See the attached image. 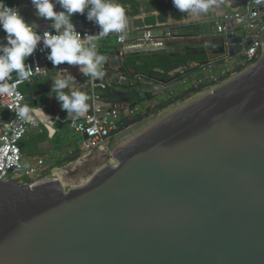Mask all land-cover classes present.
<instances>
[{
    "label": "water",
    "instance_id": "water-1",
    "mask_svg": "<svg viewBox=\"0 0 264 264\" xmlns=\"http://www.w3.org/2000/svg\"><path fill=\"white\" fill-rule=\"evenodd\" d=\"M246 13L257 14L238 30L247 35L152 39L120 56L232 62L264 45V1ZM115 160L69 190L57 179L0 180V264H264V53Z\"/></svg>",
    "mask_w": 264,
    "mask_h": 264
},
{
    "label": "built area",
    "instance_id": "built-area-1",
    "mask_svg": "<svg viewBox=\"0 0 264 264\" xmlns=\"http://www.w3.org/2000/svg\"><path fill=\"white\" fill-rule=\"evenodd\" d=\"M7 1L8 0H4L7 6L14 7L8 4ZM250 17L255 18L257 14L226 13L221 21L217 23L218 33H238V30L244 27ZM133 24L132 21H128L125 30V39L123 40L119 39L121 34L118 33H110L105 37H100L97 41L98 51L101 53L100 42L108 39H115L121 51L125 45L130 43L161 39V37L156 38L153 35V30L140 33ZM250 29L255 30L256 28L250 25ZM47 31L55 34L54 30ZM77 31L81 34V38L83 39L85 34L98 36L100 28L98 25L89 23L85 19V25L82 29ZM44 32L38 31V34L42 35ZM258 34H256V36ZM49 52L50 49L41 41L38 43L36 51L31 57L26 59L25 63L33 67L38 64L41 69H47L50 62L47 59ZM263 53V43L256 41L232 62L229 60L223 61H226L225 65L227 67L230 66V64L238 63L239 66L242 65L246 69L248 66H254V63L261 59ZM220 62L221 61L212 63L208 65V67L217 68ZM106 64L107 60L102 66L105 76L101 80L89 83L88 89L85 91L89 96L88 103L90 108L88 113L85 117L76 119L75 121L68 117H62L59 114H51L42 108H34L35 111L31 113L33 121H23L16 116L15 106L26 104V96L22 91V87L37 76H33L29 80L18 84L17 92L20 94V99L0 96V115L1 112H4L6 115V118H0V180H17L21 183H25L24 180L27 179L28 184L33 185L49 179H56L58 174L63 173L62 170L56 168L55 165H48L43 157H37L26 161L20 143L27 139L32 132L41 131L43 129L47 133L49 139L55 138L61 131L71 132L75 137L77 136L75 141L78 142L80 153L82 155H88L98 149L108 146L110 142L118 139L120 135L136 125L137 122H132L140 116L146 117L148 114L146 112H149L152 104L156 106L155 102L161 100L163 97L170 99L175 97L178 92L188 91L191 85L189 78L177 79L172 73H170V75L174 77V79L163 83L141 74L131 76L127 72L122 73L119 71L116 73L118 78L114 76L112 85L119 87V89H121V87L123 88L121 91L114 92V94L121 99L118 101H109L105 98V94L112 87L109 82L111 72ZM185 69L187 68H183L182 71ZM12 77L15 79L16 74L13 73ZM126 88H137L142 93L149 94L153 100L140 104L132 103L124 97L125 93L123 91Z\"/></svg>",
    "mask_w": 264,
    "mask_h": 264
},
{
    "label": "clouds",
    "instance_id": "clouds-1",
    "mask_svg": "<svg viewBox=\"0 0 264 264\" xmlns=\"http://www.w3.org/2000/svg\"><path fill=\"white\" fill-rule=\"evenodd\" d=\"M261 2L256 0L258 4ZM30 3L37 19L50 21L55 34L48 31L38 34L39 25L35 21L26 20L19 7H9L0 0V31L5 33L0 37V96L20 99L17 92L20 82L47 74V69H41L38 64L33 67L25 63L41 41L50 49L47 59L54 66L64 63L80 66L79 71L90 78L89 83L101 80L105 76L102 66L107 57L98 51L97 41L110 33L121 34L119 39H125L128 25L125 7L118 0H30ZM219 3L223 0H172L177 10L187 13L183 17L186 21L199 20ZM76 14L98 25V36L85 34L82 39L72 22ZM52 92L61 104V110L66 111L73 121L88 113L89 96L76 86L75 78L66 71L56 74ZM15 107L20 120L33 121L31 113L34 108L28 104Z\"/></svg>",
    "mask_w": 264,
    "mask_h": 264
},
{
    "label": "rangeland",
    "instance_id": "rangeland-1",
    "mask_svg": "<svg viewBox=\"0 0 264 264\" xmlns=\"http://www.w3.org/2000/svg\"><path fill=\"white\" fill-rule=\"evenodd\" d=\"M168 17L169 16H167V25L154 29V31L159 30V35L161 38H167L173 33H186V37L215 35L214 32L216 31L211 30V27L209 26V24L214 26L215 20L208 19V17H210L209 14L201 17L199 20L186 21L183 19L177 23L168 19ZM216 35H219V33ZM107 41L112 42L111 40ZM114 47L116 49L118 48L117 46ZM256 63L257 62H255L254 65ZM225 64L226 61H221L217 68H209L208 66L200 67L195 63H190L187 69L183 71L180 69L174 77H177V79L189 78L191 85L190 88H188V91L178 92L175 96L176 100L170 105H166L164 108H161L160 110H158L157 105H159V103L167 102L168 99H166L167 97H163L161 100H158L155 102L156 106L155 104L154 106L152 104L149 112H146L148 113L146 117L140 116L141 119L136 123V125L130 128L127 132L120 135L118 139H115L114 141L110 142L108 146L98 149L91 154L82 155L80 153L78 144L76 143L75 137L71 132H65V134L55 138L53 145L55 149L60 152V154L57 153L54 158H51V162L54 163L56 168L61 169L64 173V188L69 190L74 187L82 186L99 171L107 167L117 166L118 162L115 160V155L112 153L119 140H125L131 133L140 131L150 122H157L158 119L176 109L178 106L181 107L200 95L211 92L214 88L220 87L223 84L232 81L253 67L248 66L246 69L244 68V70L240 71L239 67H243L242 65L239 66L237 64H230V66L227 67ZM116 65H119L118 62ZM133 91L135 90L130 88L124 89L125 99L128 98ZM119 99L121 98H118V100ZM170 99L173 100L174 98ZM68 144L70 146L67 147V152L63 153V150H65L64 147ZM53 155L54 154L52 151L48 153V156L53 157ZM74 156L77 157L76 160L68 161L70 157Z\"/></svg>",
    "mask_w": 264,
    "mask_h": 264
},
{
    "label": "crops",
    "instance_id": "crops-1",
    "mask_svg": "<svg viewBox=\"0 0 264 264\" xmlns=\"http://www.w3.org/2000/svg\"><path fill=\"white\" fill-rule=\"evenodd\" d=\"M264 0H262L263 2ZM8 4L19 7L15 0H8ZM119 3H121L125 9H126V15L128 18V21H137L138 25L135 26L137 31L142 33L143 31L150 30L146 27V24L150 21H153V23L157 24V28L160 26H165L168 23H162L161 17L158 12L155 11L154 3L150 0H118ZM254 4H256V0H223V3H219L218 6H215V8H212L209 10V16L208 19L215 20L214 26L210 25L211 30H215L214 34L216 35L218 32L217 30V23H219L226 13H241L245 14L248 11L249 7H252ZM20 8V7H19ZM25 9V10H24ZM24 9L20 8V11L22 15L25 17L28 21H35L39 25L38 31H45V30H53L51 28V22L45 21L43 19H37L34 13V9L30 3V0L25 1ZM28 11L29 13H27ZM187 15L183 14V17ZM173 22L177 23L181 20H175V18L170 19ZM72 22L76 26V30L82 29L85 25V17L79 14H76L72 17ZM142 23V26L139 24ZM134 25V24H133ZM159 30L153 31V35L158 38L160 37ZM5 35L4 32L0 31V37H3ZM238 35H247L244 31H241L238 33ZM175 36H186V33H173L169 37H175ZM134 38V37H131ZM130 38V39H131ZM112 42H108L107 40H103L100 42V51L102 54L106 55L108 57L107 59V66L110 69V85L111 90L113 91H121L123 88L119 89V87H115L112 85V80L114 76H116V73L121 71V69L125 66V62L122 61V58L120 56L121 48L117 45L115 39H108ZM106 41V42H105ZM114 46H117L116 49ZM118 62L119 65H116ZM236 64V63H235ZM237 65H239L237 63ZM80 66L76 65H68L67 63L61 64L59 66H54L51 62H49L48 68H47V74L43 76H37L35 77L31 82L26 83L22 88L28 93L29 99L26 100V104L30 106V108H42L45 111L51 113V114H59L62 117H68V114L66 111L61 110V104L59 102H56L55 93L52 92L53 88V82L56 74L58 72H67L68 74H71L75 80H76V86L80 88L82 91H86L89 86V77L84 76L79 71ZM65 92L68 91V89L64 90ZM36 92H41V96L37 97V99L33 98L31 95ZM124 92V91H123ZM106 95V94H105ZM128 100V98H126ZM35 100L38 101V107L34 106ZM6 118V115L4 112H1L0 118ZM3 118V119H4ZM43 129L41 131L32 132L27 139H25V142H29L34 136H38L43 133ZM62 134H65V132H60L59 135H57L55 138L61 136ZM75 137V136H74ZM47 139L44 142H32L29 145H27L26 149L23 152V155L27 160H31L37 157H43L46 160V163L48 165H54L53 162H51V158H54L58 152L54 145L53 141L54 139ZM77 137H75L76 139ZM78 144V142L76 141ZM70 145H66L63 150L64 152H67V147ZM53 152V157L48 156V153Z\"/></svg>",
    "mask_w": 264,
    "mask_h": 264
},
{
    "label": "trees",
    "instance_id": "trees-1",
    "mask_svg": "<svg viewBox=\"0 0 264 264\" xmlns=\"http://www.w3.org/2000/svg\"><path fill=\"white\" fill-rule=\"evenodd\" d=\"M163 2L160 3V9L163 12L177 10L173 4L172 0H162ZM175 20H181L182 19V12H179L174 15ZM151 24H153V21H150ZM206 59L205 55H197V56H183V57H165V56H129L126 59L125 66L121 69L122 73L127 72V68L135 70L138 74L144 75L146 77H150L155 80H165L166 82L174 79L170 75V73L174 70H178L180 68H188L190 63H199L200 61ZM240 71L244 70V67H239ZM132 90H135L131 93V95L128 97V100L132 103H144L148 101H152L153 98L149 94L142 93L137 88H132ZM23 93L26 96V100L29 99L28 93L22 88ZM113 89L109 90L105 98H108L109 101H118V98L116 95H114ZM108 94V95H107ZM110 97V98H109ZM168 99L167 102L159 103L157 105L158 110L161 108H164L166 105H170L172 102H174L176 99ZM120 100V99H119ZM56 102H58L56 100ZM141 119V117H138L133 121L132 123L138 122ZM48 139V135L45 131H43L42 134L38 136H34L29 142H21L20 147L21 150L24 151L32 142H44ZM76 156L70 157L68 161H74L76 160ZM25 183H28L27 179L24 180Z\"/></svg>",
    "mask_w": 264,
    "mask_h": 264
},
{
    "label": "bare ground",
    "instance_id": "bare-ground-1",
    "mask_svg": "<svg viewBox=\"0 0 264 264\" xmlns=\"http://www.w3.org/2000/svg\"><path fill=\"white\" fill-rule=\"evenodd\" d=\"M254 66L251 68L253 69ZM251 69H248L247 71H245L244 73H242L240 76L244 75L245 73L251 71ZM240 76H238L237 78H239ZM235 78V79H237ZM235 79H233L232 81H234ZM223 84L220 87L214 88L211 92H207L204 93L202 95H200L199 97L195 98L194 100L187 102L186 104H184L183 106H178L176 109L172 110L171 112H169L168 114H166L165 116L161 117L160 119H158V121H153L150 122L149 124H147L144 128H142L140 131L137 132H133L131 133L125 140H119L117 142V145L115 146L113 153L114 155H116V153H118L119 151H121L122 149H124L125 147H127L128 145L132 144L133 142H135L136 140H138L139 138H141L143 135H145L147 132H149L150 130H152L154 127L158 126L159 124H161L162 122H164L165 120L171 118L172 116H174L175 114L183 111L184 109H186L187 107L191 106L192 104H194L195 102L199 101L200 99L206 97L207 95L211 94L212 92H214L215 90L229 84L230 82ZM132 141V142H131ZM129 142V143H128ZM56 179L58 181H60L62 184L64 183V173L58 174L56 176Z\"/></svg>",
    "mask_w": 264,
    "mask_h": 264
},
{
    "label": "flooded vegetation",
    "instance_id": "flooded-vegetation-1",
    "mask_svg": "<svg viewBox=\"0 0 264 264\" xmlns=\"http://www.w3.org/2000/svg\"><path fill=\"white\" fill-rule=\"evenodd\" d=\"M150 1H153L154 3V8H155V11L159 13L160 17H161V20H162V23H166L168 20H167V16H173L177 13H179L180 11H175V10H171V11H167V12H163L161 9H160V3L163 2L162 0H150ZM171 14V15H170ZM183 14H186V13H182ZM146 27L150 30H153L157 28V24L153 23L151 24L150 22H148L146 24ZM206 60V59H204ZM202 60V61H204ZM201 62V61H200Z\"/></svg>",
    "mask_w": 264,
    "mask_h": 264
}]
</instances>
